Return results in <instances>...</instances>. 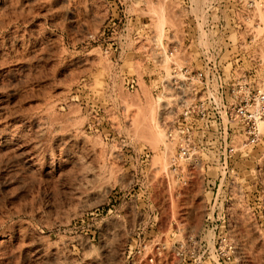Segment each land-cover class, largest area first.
Instances as JSON below:
<instances>
[{
  "label": "rangeland",
  "instance_id": "obj_1",
  "mask_svg": "<svg viewBox=\"0 0 264 264\" xmlns=\"http://www.w3.org/2000/svg\"><path fill=\"white\" fill-rule=\"evenodd\" d=\"M221 38L264 91V0H0V264H190L203 229L225 264H264V121L186 185L165 136L172 62L200 69ZM217 189L227 218L204 227Z\"/></svg>",
  "mask_w": 264,
  "mask_h": 264
},
{
  "label": "built area",
  "instance_id": "obj_2",
  "mask_svg": "<svg viewBox=\"0 0 264 264\" xmlns=\"http://www.w3.org/2000/svg\"><path fill=\"white\" fill-rule=\"evenodd\" d=\"M222 36L227 26L219 21L213 26ZM219 53L208 58L203 67L190 70L172 62L167 107L173 119L165 131L174 153V177L186 185L188 166L199 158L214 157L227 168L232 158L242 157L258 144L259 124L264 121V91L246 85L241 74L224 70L226 60L221 38ZM225 41V40H224ZM238 179V172L236 173ZM221 176L218 189L221 186ZM206 203L202 222L204 227L225 221L227 202L218 200L217 191ZM203 231L198 248H193L190 264H225L222 238L215 229ZM204 237V238H203Z\"/></svg>",
  "mask_w": 264,
  "mask_h": 264
},
{
  "label": "bare ground",
  "instance_id": "obj_3",
  "mask_svg": "<svg viewBox=\"0 0 264 264\" xmlns=\"http://www.w3.org/2000/svg\"><path fill=\"white\" fill-rule=\"evenodd\" d=\"M153 109V108H152ZM160 134L162 135L163 133L161 132V133H159V137H160Z\"/></svg>",
  "mask_w": 264,
  "mask_h": 264
}]
</instances>
